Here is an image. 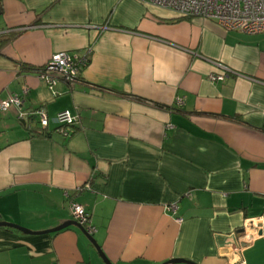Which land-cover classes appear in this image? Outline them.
I'll list each match as a JSON object with an SVG mask.
<instances>
[{"label":"crops","instance_id":"0c3cea01","mask_svg":"<svg viewBox=\"0 0 264 264\" xmlns=\"http://www.w3.org/2000/svg\"><path fill=\"white\" fill-rule=\"evenodd\" d=\"M0 33V100L28 88L0 110V221L43 231L75 201L113 264H264V32L137 0H0ZM59 51L88 62L50 90L29 69ZM0 264L104 263L71 225L0 227Z\"/></svg>","mask_w":264,"mask_h":264},{"label":"built area","instance_id":"2783aa9c","mask_svg":"<svg viewBox=\"0 0 264 264\" xmlns=\"http://www.w3.org/2000/svg\"><path fill=\"white\" fill-rule=\"evenodd\" d=\"M144 4L166 8L174 11L180 17H202L213 20L226 30H239L246 33L264 32V0H137ZM87 58L59 51L51 55L43 67L36 72L50 90H53L58 80L73 82L78 80L81 68L86 65ZM220 72L211 73L208 78L212 81L222 80L231 71L225 65L219 64ZM28 92L24 87L19 92H12L6 98L0 100V110L5 111L11 105L20 106L22 97ZM41 127H47L48 118L42 109L37 110ZM60 125L59 131L69 136L70 126L77 120L68 110L59 111L55 117ZM69 208L73 219L85 227L89 234L95 232V227L90 223L89 213L82 205L75 201L69 202ZM177 205L171 203L168 209L175 210ZM180 221V218L176 219ZM245 228V226H243Z\"/></svg>","mask_w":264,"mask_h":264},{"label":"water","instance_id":"95a60500","mask_svg":"<svg viewBox=\"0 0 264 264\" xmlns=\"http://www.w3.org/2000/svg\"><path fill=\"white\" fill-rule=\"evenodd\" d=\"M22 122H24V120H22ZM75 226L77 227L78 229H80V231L86 236V238L89 240V242L94 246V248L96 249V252L98 253L99 257L102 259L103 263L104 264H113L105 255L104 253L102 252L100 246L97 244L96 240L94 239V237L92 236V234H89L87 232V230L85 229V227L83 225H81L79 222H77L76 220L72 219V220H65L64 222L60 223L59 225L57 226H54L52 228H49V229H46V230H43V231H32L30 229H27V228H24L20 225H17V224H14V223H11V222H8V221H0V227H11V228H15V229H18L24 233H29V234H38V233H46V232H54V231H58L60 229H63L65 227H68V226ZM245 228L244 227H241V228H238L236 231H235V234H238V233H242L244 232ZM174 263H186V264H196L194 263L193 261L191 260H188V259H185V258H171L161 264H174Z\"/></svg>","mask_w":264,"mask_h":264},{"label":"trees","instance_id":"16d2710c","mask_svg":"<svg viewBox=\"0 0 264 264\" xmlns=\"http://www.w3.org/2000/svg\"><path fill=\"white\" fill-rule=\"evenodd\" d=\"M16 33H13L12 34V37H13V35H15ZM11 36V34H9V35H3L2 33H0V38L2 39L1 40V42H5V41H7L9 38H12V37H10ZM88 62V61H87ZM24 66V65H23ZM43 66H39V67H36V68H30L29 70H31V71H34V72H37V71H39L41 68H42ZM24 68H26V66L24 67ZM39 109H41V108H39ZM74 126V124H72L70 127H73ZM61 126L60 125H58L57 124V130L59 131V128H60ZM47 127H41V130H40V132H39V134L40 135H45V129H46ZM71 133H73V129H71V132H70V134L69 135H71ZM46 135H48L47 133H46Z\"/></svg>","mask_w":264,"mask_h":264}]
</instances>
